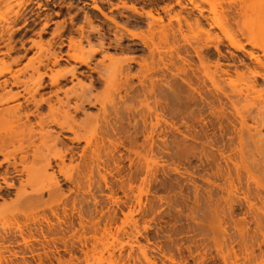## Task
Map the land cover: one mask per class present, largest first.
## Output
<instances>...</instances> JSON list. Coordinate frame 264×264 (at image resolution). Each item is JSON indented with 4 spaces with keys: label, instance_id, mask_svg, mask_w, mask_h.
<instances>
[{
    "label": "rangeland",
    "instance_id": "1",
    "mask_svg": "<svg viewBox=\"0 0 264 264\" xmlns=\"http://www.w3.org/2000/svg\"><path fill=\"white\" fill-rule=\"evenodd\" d=\"M33 1L27 7L28 23L22 19L13 25L16 31L11 45L15 50L8 57L2 47L0 61L12 62L35 43L41 51L33 48L14 69L23 67L29 57L50 56L58 50V44L54 45L57 24L65 20L68 35L84 25L85 15H89L94 30L90 29V45L82 41L85 56L100 49V43L103 47L90 67L78 68L76 75L93 102L98 98L106 105L110 126L102 125L97 132L94 144L99 151L89 166L90 181L76 179L77 173L88 172L85 166L77 168L78 162H66V174L80 183V191L72 192V184L56 173L59 184L54 187V202L0 212V264H108L107 253L99 259L100 245L94 244L104 229L123 244L114 252L118 264H264V202L256 200L250 208L243 199L248 190L257 191L248 181V173L258 180L264 197V137L240 125V120L251 128L253 122L260 124L264 109L250 105L254 95H248L247 101L232 91L225 74L230 70L237 78L233 72L237 69L239 75L247 76V54L233 49L229 53L226 46L222 54L203 47L199 60L192 47L181 41L177 44L179 56L163 53V61L155 56L144 62L146 53L138 42L121 38L109 20L92 8L93 0ZM96 1L108 16H117L121 25L141 29L128 11L115 9L119 0H110L114 7L108 0ZM185 2L190 11L192 5ZM168 4L170 0H158L154 8ZM6 13L2 3L0 17ZM142 21L140 26L145 28V19ZM62 49L65 54L67 47ZM104 55L110 59H103ZM140 64L150 65L149 70L143 72ZM75 65L69 60L61 63L62 68ZM120 67L123 74L114 75ZM209 76L218 88L212 86ZM257 82L262 86L264 79L257 76ZM71 86L64 83L63 89ZM59 98L66 102L62 93ZM74 103L70 99L71 107ZM245 104L248 106L243 108ZM52 105L61 109L62 104L53 97ZM98 109V104L85 103L84 110L72 111V115L83 122ZM48 129L59 131L55 125ZM260 129L264 135V128ZM72 137L64 131L60 142L79 152L86 144H77ZM147 164L150 170L144 182ZM100 175H106V183ZM141 187L144 193L138 203ZM60 191L67 199L59 202ZM129 212L134 217L132 228L124 224Z\"/></svg>",
    "mask_w": 264,
    "mask_h": 264
},
{
    "label": "bare ground",
    "instance_id": "2",
    "mask_svg": "<svg viewBox=\"0 0 264 264\" xmlns=\"http://www.w3.org/2000/svg\"><path fill=\"white\" fill-rule=\"evenodd\" d=\"M93 2L92 8L109 20L113 28L119 31L121 38L138 42L141 52L146 53L144 62L147 58L153 59L155 56L163 61L161 57L163 53L169 54L170 57L179 56L177 44L181 41L192 47L199 60L203 58V47H213L222 54L223 47L226 46L229 53L233 49L247 54L250 59L246 67L247 76L239 75L235 69L233 72L237 78H234L230 70H227L225 72L227 83L232 91L237 92L245 100L248 95H254L250 105H256L258 110L264 109V84L260 86L257 82V76L264 79V0H188L192 5L190 11L185 0H170V4L159 10L154 8L158 0H119L115 9L121 8L120 13L128 11L141 28L138 31L129 29L127 25H121L116 19L117 16H108L96 0ZM108 2L114 7L110 0ZM140 2H143L144 6L138 7ZM2 3H5L7 13L0 17V42L5 43L3 46L0 44V50L6 47L4 54L10 57V53L15 50V46L11 45L12 36L16 31L13 25L22 19L25 24L28 23L27 7L35 2L33 0H0V6ZM145 5H149L150 8L146 10ZM196 11L198 15L194 14ZM170 13L174 14L170 15ZM167 15L169 17L166 22ZM70 19L73 20L72 17ZM142 19H145V28L140 26L144 23ZM47 22L44 27L47 26ZM92 24V18L86 14L84 25L69 31L66 35L65 20L58 23L56 29L59 32L54 36V45L58 44V50L54 49L50 56L41 57L39 54L36 57H29L28 62L21 68L14 69L13 66L18 67L21 59L27 57L33 48L36 47L41 51V46L35 43L25 48L24 55L12 59L10 63L0 61L1 213L17 212L26 205L54 202V187L58 188L59 184L56 173L72 184L75 189H72V192L80 191V183L74 180L73 175L66 174L67 161L78 162L77 168L85 166L88 170V172L77 173L76 179L82 177L84 180H91L89 166H92L97 159L99 151V145L94 144L97 132L102 125L110 126V112L106 105L98 98H95L93 102L92 97L87 93L88 89L83 88L82 79L76 75L78 68L90 67L93 56L103 47L100 43V49H94L85 56L82 41L85 40L90 45V32L94 30ZM85 25L89 29H86ZM192 41L198 46H194ZM22 46L24 47V44ZM63 47H67L65 54L62 53ZM188 51L187 49L186 52ZM1 54L3 53L0 52ZM105 58L110 59L108 55H104L103 59ZM63 60L73 61L78 65L62 68ZM139 67L146 72L150 65L140 64ZM123 72V68L120 67L114 71V75H122ZM46 79L49 80L47 83ZM208 80L212 86L219 87L212 76H209ZM68 82L72 86L63 89L64 83ZM76 87L79 89H75ZM47 89H49L48 93H46ZM60 93L64 95L66 102L59 98ZM53 97L59 105L62 104L61 109L52 105ZM70 99L75 100L72 107L69 104ZM85 103L98 104L99 109L96 114L88 115L85 121L78 122L72 115V111L77 113L84 110ZM247 106L248 104H245L243 108ZM45 107L46 112H44ZM237 112L240 113L238 109ZM87 121L89 123L84 129L82 125ZM253 123L251 128L245 120H240L241 127H246L249 133L253 130L255 136L264 137L260 129L264 128V120L261 119L260 124ZM50 125H55L59 131L54 133L53 130L48 129ZM64 131L72 133L73 142L77 144L85 142L86 145L78 152L74 147L61 143L60 135ZM149 170L147 164L144 182L147 181ZM100 177L105 183L107 182L106 175H100ZM249 180L253 182L257 191L248 190L243 199L244 202H248L250 208H253L255 205L253 202L256 200L264 202V197L259 191L262 188L258 180L251 173H248ZM129 189L132 190L131 185ZM143 189L144 187H141L136 196L138 203L141 202ZM58 196L59 202L65 197L61 191ZM124 224L134 227L133 212L125 215ZM124 230L122 228V231ZM110 239L112 241H109ZM94 244L100 245L99 259L107 253V263L118 264L114 252L117 248L122 249L123 244L115 234L104 229L101 237L97 238ZM143 254L146 256L144 251Z\"/></svg>",
    "mask_w": 264,
    "mask_h": 264
}]
</instances>
